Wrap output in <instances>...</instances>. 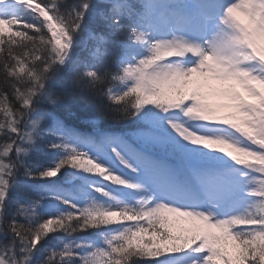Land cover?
Segmentation results:
<instances>
[{"label": "snow or ice", "instance_id": "snow-or-ice-1", "mask_svg": "<svg viewBox=\"0 0 264 264\" xmlns=\"http://www.w3.org/2000/svg\"><path fill=\"white\" fill-rule=\"evenodd\" d=\"M0 264H264V0H0Z\"/></svg>", "mask_w": 264, "mask_h": 264}]
</instances>
